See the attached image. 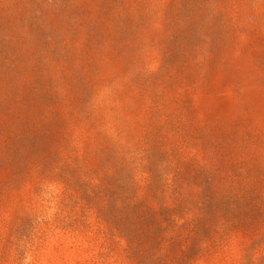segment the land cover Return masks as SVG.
<instances>
[{
    "label": "rangeland",
    "instance_id": "374dc122",
    "mask_svg": "<svg viewBox=\"0 0 264 264\" xmlns=\"http://www.w3.org/2000/svg\"><path fill=\"white\" fill-rule=\"evenodd\" d=\"M0 264H264V0H0Z\"/></svg>",
    "mask_w": 264,
    "mask_h": 264
}]
</instances>
